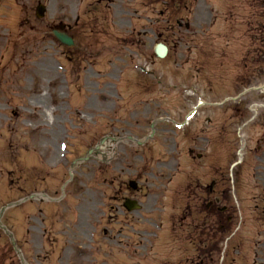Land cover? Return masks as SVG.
Segmentation results:
<instances>
[{"label": "rangeland", "instance_id": "rangeland-1", "mask_svg": "<svg viewBox=\"0 0 264 264\" xmlns=\"http://www.w3.org/2000/svg\"><path fill=\"white\" fill-rule=\"evenodd\" d=\"M38 1L46 5L43 19L35 16ZM229 1L210 0L211 4L215 3L213 7L218 11L219 18L218 25L205 35L208 44L212 43L213 47L209 53L200 56L208 58L209 63L207 68L195 74L194 79L191 78L199 97L192 93L184 94L189 99L182 106L179 89L170 93L164 86L156 87L153 81V88L144 91L145 95L152 91L150 97L145 103L141 100L137 102V95L143 91L139 89L141 82L133 72V64H144L145 50H149L147 47L152 49L155 43L147 47L124 45V55L138 54L139 59L132 60L128 70L121 69V78L114 73L115 69H120V64L110 62L111 46L114 47L112 32L103 33V25L97 23V28L78 26L72 30L76 45L82 47L83 53L57 43L50 27L57 26L58 20L72 23L78 12H83L84 0H0V31L2 34L3 31L9 33L5 53H0L4 55L0 60V203L7 200L20 205L19 208L10 207L0 212V264L6 241L8 249L3 264H18L19 257H23L21 264H189L183 256L193 253L191 246L195 252L198 249L200 252L212 251L213 258L207 264H252L249 246L248 251L243 250L244 254H237L233 247L240 242L248 245L251 240L253 243L263 240V233L256 234L259 233L261 213L259 208L257 210L250 204L261 205L264 194L257 185L264 182V173L256 176L252 168H242L240 174H236L235 185L230 187V182L223 180L225 164L236 160V155L233 154L231 159L223 157L222 150L214 148L216 151L212 156L206 147L208 144L204 141L198 145L197 140L204 135V140H207L208 128L225 126V121L230 129V114L234 115L229 110L230 105L222 106L216 113L209 111V105L238 92L239 86L233 78L240 73L241 63L238 68L235 64L237 60L241 62L245 55L242 56L243 52H246V63L241 71L243 75L252 72L249 56L253 58L254 53L242 46L246 38L243 29L257 11V4L246 10L247 3H239L242 8H237V14L248 22L230 35L226 34V26L220 16ZM203 6H198L194 17L183 13L182 21L187 20L198 27L203 21L206 23L208 20L203 18ZM138 8H141L142 14L144 8ZM158 9L156 5L153 20L159 16ZM82 22L87 24V18ZM154 25L159 31L160 25L159 28ZM89 30L91 38L87 35ZM184 37L194 39L189 34H184ZM196 41L184 45H193ZM169 46L170 55L180 53L179 46L174 43ZM98 52L100 55L96 57L94 54ZM198 53L194 48L191 51L195 58H198ZM224 54L230 55L233 61ZM84 57L87 61L96 60L97 65L84 70L81 67L82 63H86ZM168 62L160 61L153 68L156 75L165 81L164 85L180 80L190 82L189 67L179 71L175 70L171 61ZM189 64L187 62L185 66ZM93 70L102 75L97 79L98 75ZM106 83L113 85L118 106L112 98V87L108 90ZM200 99L206 102L203 110L193 115L183 128L174 123L173 126L169 118L163 119L164 115H168L172 119L184 120L192 111L189 110L190 103L201 109L194 103ZM236 105L232 103V107ZM160 118L165 123L158 125L156 121ZM151 127L157 128L154 134ZM253 130L255 132L256 127ZM104 137L109 139L103 142L97 155L115 154V151L117 155H113L114 158L107 163L96 162L99 170H95V162L89 161L90 167L77 165L73 170L76 178L72 180L69 164L73 159L85 156L89 148L95 147ZM138 140L142 141L140 145ZM255 144L254 139L250 147ZM190 148L193 154L187 155ZM199 152H202L201 158L196 157ZM139 156L144 161L143 168L136 165L138 161L136 164L132 161ZM178 165L180 170L190 175L184 177L183 173H178L173 178V168ZM137 169L141 171L140 175L135 173ZM37 171L40 175L35 174ZM239 176H243L241 182L237 181ZM131 178L137 180L138 191L134 196L141 199L144 207L124 214L133 224L130 229L128 224L123 226L125 223L121 222L125 221L117 207L121 201L117 198L113 201L112 197L113 192L118 194ZM216 179L219 183L208 191L209 185ZM169 180V185H162ZM44 182H47L46 187L42 185ZM193 183H197L199 188L190 197L182 186ZM235 196L240 202L235 201ZM44 198L50 199L44 201ZM208 201L227 207L225 215H219L217 222L227 223L226 219L234 214L229 230L218 231L215 224H211L215 229L213 233L204 225L195 229L202 222L207 224L212 217L205 213L204 204ZM105 216L110 218L108 223ZM171 220H175L174 231H171ZM221 225L223 227V223ZM179 228L182 238L175 231ZM3 230L7 231V235ZM223 232L227 233L223 235ZM228 235L232 237L224 240ZM62 236L70 246L60 257L59 238ZM107 237L112 240H107ZM11 238L17 240L19 255L10 248ZM245 238L251 240L244 241ZM255 245L252 246L254 250L257 248ZM49 247L53 248V253H49ZM177 247L187 248V252L176 253ZM200 254L202 258L203 254ZM255 256L256 264H264L263 254Z\"/></svg>", "mask_w": 264, "mask_h": 264}, {"label": "water", "instance_id": "water-1", "mask_svg": "<svg viewBox=\"0 0 264 264\" xmlns=\"http://www.w3.org/2000/svg\"><path fill=\"white\" fill-rule=\"evenodd\" d=\"M42 12H43V7L42 6H39L38 7V14L41 15ZM62 40H64V39L62 38ZM67 41H70V40H67Z\"/></svg>", "mask_w": 264, "mask_h": 264}, {"label": "flooded vegetation", "instance_id": "flooded-vegetation-1", "mask_svg": "<svg viewBox=\"0 0 264 264\" xmlns=\"http://www.w3.org/2000/svg\"><path fill=\"white\" fill-rule=\"evenodd\" d=\"M5 251H6V249H5ZM7 252V251H6Z\"/></svg>", "mask_w": 264, "mask_h": 264}]
</instances>
